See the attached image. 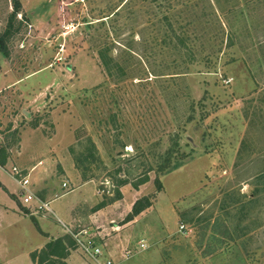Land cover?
<instances>
[{"label":"rangeland","instance_id":"obj_1","mask_svg":"<svg viewBox=\"0 0 264 264\" xmlns=\"http://www.w3.org/2000/svg\"><path fill=\"white\" fill-rule=\"evenodd\" d=\"M19 1L6 37L13 0H0V178L17 190V166L38 199L58 196L53 215L0 187V264H34L41 231L66 232L57 216L114 264H264V0ZM91 141L99 160L79 191L74 157ZM97 193L115 204L103 238L71 222ZM144 197L152 206L104 243ZM67 262L94 264L77 245Z\"/></svg>","mask_w":264,"mask_h":264},{"label":"trees","instance_id":"obj_2","mask_svg":"<svg viewBox=\"0 0 264 264\" xmlns=\"http://www.w3.org/2000/svg\"><path fill=\"white\" fill-rule=\"evenodd\" d=\"M20 14H23V9H22V4L19 0H13V11L9 16L8 20V27L7 31L5 33V36H9L11 32L13 31L14 24ZM23 17H25V14H23ZM4 36V37H5ZM4 37L1 38V44H0V51L5 54V56H8L9 52L7 47L5 46L3 39ZM101 57L103 60L104 65L110 70V64L111 60L107 53L101 52ZM111 71V70H110ZM91 148L86 155H80L76 156L75 158V164L79 170H82L83 178L84 180L88 181L89 179L85 175V172L87 170V164H94L99 160V158H96L95 151L96 145L91 141ZM174 159V150L170 149L166 153V157L162 160V162L157 166L156 174H157V188L158 191L163 190V184L160 180V176L164 175L168 172H170L173 168H175V161ZM7 163V155L6 151L3 149L0 151V164L4 166ZM121 184H125L126 181H121ZM0 186L2 184L0 183ZM122 198V195L118 193L117 197L115 199H111L112 202L120 200ZM108 200V199H106ZM101 202L95 210L104 208L109 202L107 201ZM152 206V201L148 197H144L137 202H135L132 210V214L128 218V222L134 220L137 216L142 214L145 210L150 208ZM43 235L44 232L41 231ZM46 236V235H45ZM76 247V241L73 236L71 235H64L62 237L58 238H52L42 249L34 251L31 253V259L34 264H68L67 259L71 255V251Z\"/></svg>","mask_w":264,"mask_h":264},{"label":"crops","instance_id":"obj_3","mask_svg":"<svg viewBox=\"0 0 264 264\" xmlns=\"http://www.w3.org/2000/svg\"><path fill=\"white\" fill-rule=\"evenodd\" d=\"M19 82V80H17L16 82H14L12 85H16L17 83ZM3 94V93H2ZM1 135V133H0ZM3 136V135H2ZM9 150L11 151V148H9ZM6 151V155H7V160L9 158V155H10V151H9V154L7 152V149L5 150ZM6 165V164H5ZM3 169L1 168V164H0V172H2ZM65 177L70 179V176H69V173L67 170H65ZM36 176V175H35ZM72 178L74 177L75 178V181L77 183V186L76 189H78L79 191H82V190H86V188H88V186L90 185H93V183L91 181H88V182H85V181H81V177L80 175L78 174V176L76 175H72L71 176ZM13 179V178H12ZM14 180V179H13ZM34 180V179H33ZM15 181V180H14ZM16 182V181H15ZM34 182V181H33ZM37 182V181H35ZM0 183L2 184V186H0L1 188H3L5 191L8 192V194L15 200H17L16 197H18V191H19V185H18V189L11 192L9 187L2 181V179L0 178ZM38 185V184H37ZM97 192V191H96ZM58 192H56V189L55 188H48L47 191H45V194H44V199L43 198H40L39 200L41 202H51L52 201V195H55V196H58L57 195ZM98 196L100 197L97 201V203L95 204V202L93 204H89V202H87V200L85 198H83V202H82V206H85V207H88L89 209L87 210V214H77L74 216V218L71 220V222L75 225V224H84V225H92L93 229L95 228V230H97V233L100 234V236H104V234L107 232V229H105V225L104 222H106V220H109L110 222H114V221H111V218L109 217V215L113 214L112 211L113 207L115 206L114 205H111V206H107V207H104V208H101V209H98V210H95V208L100 204V202H102V197L99 193H97ZM46 195V196H45ZM84 204V205H83ZM133 205V203H132ZM132 205L130 207H132ZM94 210V211H92ZM54 211V210H53ZM76 211H77V208H76ZM128 214L131 212V210L129 209L128 211ZM143 214V213H142ZM142 214L140 216H142ZM9 215V214H8ZM6 215V216H8ZM140 216L138 218H140ZM57 218L61 221H63L62 219H60L58 216ZM136 218L135 220L133 221H130L122 226H118V227H115V226H111L110 229L114 232L115 230V236L112 237V238H107V239H103L104 240V243L107 242V241H110V240H113L114 238L116 237H120L122 235L120 229L122 230L123 228H125V226H129L131 224H135L137 222V219ZM57 219V220H58ZM64 222V221H63ZM102 224V225H101ZM114 224V223H112ZM104 226V227H103ZM100 228H103L100 230ZM119 230V231H117ZM43 232V231H42ZM44 235L45 237H47V241L45 243V245L52 239V238H58V237H62L64 235H66V232L65 231H62L61 234L59 235H56V236H50L48 233L44 232ZM110 235V234H108ZM129 242V241H128ZM44 245V246H45ZM106 254V253H105ZM70 264V262H68Z\"/></svg>","mask_w":264,"mask_h":264},{"label":"built area","instance_id":"obj_4","mask_svg":"<svg viewBox=\"0 0 264 264\" xmlns=\"http://www.w3.org/2000/svg\"><path fill=\"white\" fill-rule=\"evenodd\" d=\"M1 147V146H0ZM11 175L13 179L18 183L19 185V193L18 197L22 201L23 204H32L33 202H37L38 209L46 212L47 214H53L55 215L50 202H41L34 189L32 188V180H31V173H24L23 170H21L17 166H13L11 169ZM67 184L64 185L66 187ZM60 223L64 226L66 229V232H70L75 241L78 248L89 258L94 264H114L113 260L111 258H105V253L103 248L99 245L100 241L97 239V235H92L89 230H82V232L79 233H73L71 232L70 228L63 223V221L59 220ZM81 235H84L83 238H80ZM146 244L141 243L140 248H145ZM132 254L131 251H127V254L125 255L127 258L129 255ZM128 255V256H127Z\"/></svg>","mask_w":264,"mask_h":264}]
</instances>
